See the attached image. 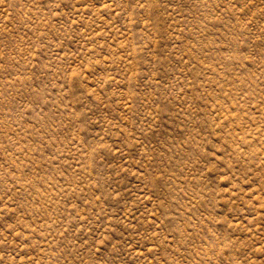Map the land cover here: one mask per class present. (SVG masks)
I'll use <instances>...</instances> for the list:
<instances>
[{"label":"rangeland","instance_id":"374dc122","mask_svg":"<svg viewBox=\"0 0 264 264\" xmlns=\"http://www.w3.org/2000/svg\"><path fill=\"white\" fill-rule=\"evenodd\" d=\"M0 264H264V0H0Z\"/></svg>","mask_w":264,"mask_h":264}]
</instances>
